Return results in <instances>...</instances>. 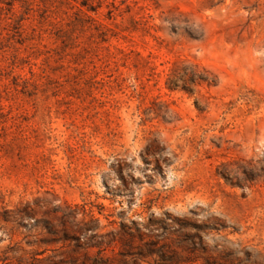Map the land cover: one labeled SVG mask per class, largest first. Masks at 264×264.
I'll return each instance as SVG.
<instances>
[{
  "label": "rangeland",
  "instance_id": "rangeland-1",
  "mask_svg": "<svg viewBox=\"0 0 264 264\" xmlns=\"http://www.w3.org/2000/svg\"><path fill=\"white\" fill-rule=\"evenodd\" d=\"M0 264H264V0H0Z\"/></svg>",
  "mask_w": 264,
  "mask_h": 264
}]
</instances>
